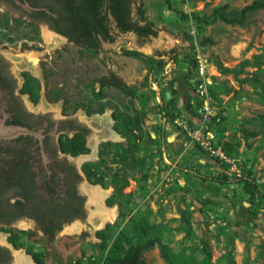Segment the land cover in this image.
<instances>
[{
    "label": "rangeland",
    "instance_id": "1",
    "mask_svg": "<svg viewBox=\"0 0 264 264\" xmlns=\"http://www.w3.org/2000/svg\"><path fill=\"white\" fill-rule=\"evenodd\" d=\"M139 1L156 36L118 34L113 44L101 43L98 51L77 50L61 39L54 44L44 38L51 34L45 27L9 24L0 12V44L6 42L3 34L11 35L9 47L0 52L10 59L11 72L27 53L39 55L37 65L31 64L34 69L24 67L26 107L53 120H72L86 130L85 152L69 155L81 177L83 220L54 240L37 235L32 242L23 233L18 253L26 249L29 258V251L42 248L45 264H104L108 256L124 258L140 248L142 264H264V11L249 13L242 25L220 20L198 25L196 18L211 19L217 7L237 17L254 0H170L172 10L165 0ZM205 40L210 42L202 44ZM198 54L208 64L205 85L212 112L206 126L226 155L238 159L240 177L200 153L176 122H187L185 114L196 115L193 61ZM14 56L19 60L10 58ZM109 72L134 93L142 134L127 128L134 116L129 99L97 83ZM177 131L182 141L173 140ZM225 144L231 148L225 151ZM125 152L135 164L121 162ZM87 169L100 182L89 179ZM199 174L225 176L228 184L204 183ZM247 176L262 195L254 204L247 203L239 181ZM85 185L106 192L104 205L117 212V219L101 230L89 221L94 207ZM252 212L256 216L250 219ZM183 216L189 217V229ZM0 237L5 235L0 232Z\"/></svg>",
    "mask_w": 264,
    "mask_h": 264
},
{
    "label": "flooded vegetation",
    "instance_id": "2",
    "mask_svg": "<svg viewBox=\"0 0 264 264\" xmlns=\"http://www.w3.org/2000/svg\"><path fill=\"white\" fill-rule=\"evenodd\" d=\"M49 4L59 8L57 0H0V12L7 16L9 24L17 20L42 26L77 50H87L84 42L76 45L58 32L63 27L58 13L47 11ZM2 36L6 42L0 44V49L5 50L11 35ZM23 51L21 46L19 53ZM20 57L10 58L18 61ZM22 60L12 73L10 59L0 52V132L19 127L36 135L0 139V232L5 235L0 241V264H13L14 253L23 244V233L25 240L29 237L32 242L37 235L54 240L74 222L82 221L85 213V197L79 190L80 173L69 161V155L61 152L59 141L69 133L86 130L72 120H53L26 107L24 67H34L23 57ZM77 210L80 216L76 217ZM37 250L33 252L43 254L42 248ZM22 251L26 261H36L33 255L27 257L26 249Z\"/></svg>",
    "mask_w": 264,
    "mask_h": 264
},
{
    "label": "trees",
    "instance_id": "3",
    "mask_svg": "<svg viewBox=\"0 0 264 264\" xmlns=\"http://www.w3.org/2000/svg\"><path fill=\"white\" fill-rule=\"evenodd\" d=\"M59 8H55L53 4H49L47 11L51 14L58 13L59 24L62 29H59L60 34L66 35V37L79 45L84 42V49L98 51L101 43L113 44L118 34L132 33L138 39H146L150 36H156V30L151 22L147 21L144 16V11L139 0H57ZM167 8L171 9L170 0H165ZM264 11V0H254L249 5L243 7L237 17H228L224 13V7H217L213 9L211 19L196 18L198 25L213 23L216 20L224 22L226 24L242 25L245 17L249 13ZM45 15L44 12H42ZM181 16L187 18V15L180 12ZM18 23L17 20H13ZM33 25V24H30ZM210 42L205 40V44ZM128 56L139 57L138 53H127ZM195 65V61H193ZM196 66V65H195ZM196 68V67H195ZM221 72H229L228 69L219 67ZM101 89L114 88L121 91L125 97L129 99V106L131 112L134 114L130 117L127 128L131 132H139L142 134L141 118L137 113V108L134 105V93L129 87L113 72H109L107 75H103L97 80ZM172 93L177 94L176 86L171 83ZM139 135V139H140ZM218 144H220L218 140ZM59 146L61 152L71 156H78L85 152V131L82 130L73 135V137L60 139ZM231 148L225 144L222 146ZM226 151V150H225ZM133 152V150H132ZM133 165L135 160L133 157H129L126 152L121 155V162H128ZM124 168V165L121 167ZM86 176L95 183L100 182L94 180L93 173L90 169L85 170ZM115 177L119 182L126 184V179L118 178V174ZM199 179L202 182H212L220 186H226L228 179L225 176L212 177L210 175L199 174ZM242 189L248 196L247 203L254 204L255 198H260L262 195L259 192L258 186L250 177H243L239 179ZM80 216L77 210L76 217ZM250 219L256 216L255 212L250 213ZM185 224L189 227V217H184ZM29 254L33 255L36 264H45L44 255L41 253H35L29 251ZM104 264H142L140 260V248L131 249L124 258H119L116 255L108 256L105 259ZM76 264H80L76 262Z\"/></svg>",
    "mask_w": 264,
    "mask_h": 264
},
{
    "label": "built area",
    "instance_id": "4",
    "mask_svg": "<svg viewBox=\"0 0 264 264\" xmlns=\"http://www.w3.org/2000/svg\"><path fill=\"white\" fill-rule=\"evenodd\" d=\"M196 73L198 83L194 92L196 97L195 118L198 125H191L186 121H176L186 138L196 147V149L204 155L210 157L215 162L227 169L235 176L240 177L242 171L238 159L226 155L218 144V140L206 126V121L211 116L212 102L205 83L208 82L206 75L208 73L207 61L199 54L195 56Z\"/></svg>",
    "mask_w": 264,
    "mask_h": 264
},
{
    "label": "bare ground",
    "instance_id": "5",
    "mask_svg": "<svg viewBox=\"0 0 264 264\" xmlns=\"http://www.w3.org/2000/svg\"><path fill=\"white\" fill-rule=\"evenodd\" d=\"M50 33V32H49ZM52 34V33H51ZM51 34H44V38L48 40L49 42H54V44H57L58 40L55 38V36ZM51 45V44H50ZM53 45V44H52ZM25 58L28 60L30 64L37 65L38 62V55L34 53H27L25 55ZM101 120L96 121V123H100ZM102 123V122H101ZM114 138H117L116 136ZM102 139V138H101ZM97 141V140H96ZM96 155L95 154V147L93 150L92 156ZM90 156V157H92ZM88 157V159H90ZM95 157V156H94ZM84 158H82L83 160ZM84 191L89 197V200L91 201L92 206L94 207V211H92V214L89 218V221L92 223V226L94 230H101L103 229L107 224L113 223L115 221L117 212L115 208H109L104 205V200L106 197V192L102 191L98 187H91V186H84ZM80 228V226L72 227V231L75 232ZM1 238V237H0ZM2 239H0L1 241ZM16 256V261L20 264L24 263H29V261L26 257L23 255L17 253L15 254Z\"/></svg>",
    "mask_w": 264,
    "mask_h": 264
},
{
    "label": "water",
    "instance_id": "6",
    "mask_svg": "<svg viewBox=\"0 0 264 264\" xmlns=\"http://www.w3.org/2000/svg\"><path fill=\"white\" fill-rule=\"evenodd\" d=\"M48 32H50L53 35H55V33H53L52 31H48ZM18 135H32V136H36L33 132H31V131H29L27 129L14 127V128H9L7 130H1L0 139L13 138V137L18 136Z\"/></svg>",
    "mask_w": 264,
    "mask_h": 264
},
{
    "label": "crops",
    "instance_id": "7",
    "mask_svg": "<svg viewBox=\"0 0 264 264\" xmlns=\"http://www.w3.org/2000/svg\"><path fill=\"white\" fill-rule=\"evenodd\" d=\"M192 96L195 98V95H192ZM194 102H195V100H194ZM189 109L191 110V108H187V110H189ZM193 110H194V108H193ZM185 115L187 117V122H189V124L196 125L197 121H196L195 116H190L188 114H185ZM172 135H173V137H172L173 140L182 141L184 139L183 138L184 136L181 133H179L178 131L177 132H172Z\"/></svg>",
    "mask_w": 264,
    "mask_h": 264
}]
</instances>
